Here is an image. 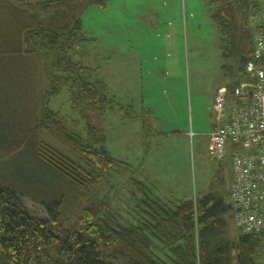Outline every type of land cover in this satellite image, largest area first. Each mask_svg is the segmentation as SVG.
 <instances>
[{"label":"trees","instance_id":"16d2710c","mask_svg":"<svg viewBox=\"0 0 264 264\" xmlns=\"http://www.w3.org/2000/svg\"><path fill=\"white\" fill-rule=\"evenodd\" d=\"M205 1L231 92L252 55L261 4ZM94 4L105 0H0V264H260L264 236L233 226L226 189L174 203L132 177L135 223L112 210L106 185L126 164L106 149L114 96L84 63L81 16ZM62 91L81 131L48 108ZM218 179L225 183L221 171Z\"/></svg>","mask_w":264,"mask_h":264},{"label":"rangeland","instance_id":"374dc122","mask_svg":"<svg viewBox=\"0 0 264 264\" xmlns=\"http://www.w3.org/2000/svg\"><path fill=\"white\" fill-rule=\"evenodd\" d=\"M81 24L89 39L85 44L88 65L97 68L98 76L114 96L104 117L106 149L126 164L118 166L107 183L108 193L104 187L97 195L107 193L112 210L119 211L126 223H135L129 189L131 178L138 175L133 155L139 144H126V140L129 132L137 131L146 133L148 173L157 169L161 177L156 187L171 189L167 202L187 199L189 191L191 199L224 191L225 183L221 185L218 179L220 171L224 175L223 169L210 158L207 144L214 122L213 98L227 80L220 67L218 35L206 1L105 0L103 6H88ZM126 61L131 77L126 68L120 67ZM141 76L144 84H136ZM140 98L148 107L143 127L127 119L134 115L129 105L133 101L136 108ZM48 108L58 110L71 127L69 118H78L70 109L65 91L50 96ZM73 127L76 131L83 129L81 125ZM25 204L37 216L46 217L39 207L27 201ZM258 260L264 264V238Z\"/></svg>","mask_w":264,"mask_h":264},{"label":"built area","instance_id":"2783aa9c","mask_svg":"<svg viewBox=\"0 0 264 264\" xmlns=\"http://www.w3.org/2000/svg\"><path fill=\"white\" fill-rule=\"evenodd\" d=\"M256 1L261 9L252 55L231 92L216 90L207 149L223 169L233 226L264 236V0Z\"/></svg>","mask_w":264,"mask_h":264},{"label":"crops","instance_id":"0c3cea01","mask_svg":"<svg viewBox=\"0 0 264 264\" xmlns=\"http://www.w3.org/2000/svg\"><path fill=\"white\" fill-rule=\"evenodd\" d=\"M126 60H127V58H126ZM87 63H88V61H87ZM141 63L139 64V66L142 68ZM120 67L126 68L127 72H128V76L130 75V77H131V67H130L129 63L127 64V61H126V64L123 63L122 65H120ZM149 67L150 66H148L147 68H149ZM141 68H139V69H141ZM142 69H144V68H142ZM137 75H138V73H137ZM136 84H139V85L144 84L143 76L140 77V80L138 78V81H136ZM134 102H135V99H134ZM129 106H130L129 108H131L132 111L134 112V113L132 112L134 115L132 116L130 114L127 119H129V122L134 121L137 124V127H141V126L143 127L144 111H148V107H145V105L143 103V98L136 100V108H135L133 101H132V104ZM145 108H147V110ZM112 130H114V129H112ZM114 132H115V130H114ZM113 136H115V135H113ZM145 137H146V133L145 134L143 133L141 135L140 133L138 134V131L135 133H132V134H130V132H129L128 139L126 140V144H139L138 148H136V151L134 150L135 155H133L137 158V161L135 163H136V167L138 166L136 168V172L139 175V177H138V175H136V176L134 175V177L138 178L139 180L146 182V184H148L150 186L152 193L155 196L159 195L157 197L165 200L169 195H171L172 192H171V189H165V188L164 189H162V188L158 189L156 187V186H159V183L161 181V177L159 176L157 169L148 173V170L146 168V164L148 165V162H147L148 150L146 149V143L147 142L145 140ZM139 150H141V151H139ZM179 182H180V180L178 181V183ZM180 186H182L181 183H180ZM180 189L181 188H179V191H180ZM185 198L191 199V191H189L188 193L185 194Z\"/></svg>","mask_w":264,"mask_h":264},{"label":"water","instance_id":"95a60500","mask_svg":"<svg viewBox=\"0 0 264 264\" xmlns=\"http://www.w3.org/2000/svg\"><path fill=\"white\" fill-rule=\"evenodd\" d=\"M230 206L228 205V208H229Z\"/></svg>","mask_w":264,"mask_h":264},{"label":"bare ground","instance_id":"6f19581e","mask_svg":"<svg viewBox=\"0 0 264 264\" xmlns=\"http://www.w3.org/2000/svg\"><path fill=\"white\" fill-rule=\"evenodd\" d=\"M222 86H225V85H222Z\"/></svg>","mask_w":264,"mask_h":264}]
</instances>
